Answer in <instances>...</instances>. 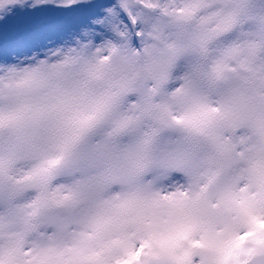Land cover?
Here are the masks:
<instances>
[{"label": "snow or ice", "instance_id": "1", "mask_svg": "<svg viewBox=\"0 0 264 264\" xmlns=\"http://www.w3.org/2000/svg\"><path fill=\"white\" fill-rule=\"evenodd\" d=\"M0 264H264V0H0Z\"/></svg>", "mask_w": 264, "mask_h": 264}]
</instances>
